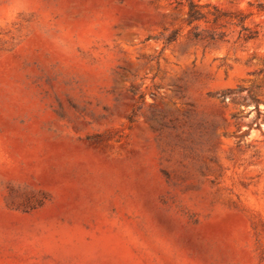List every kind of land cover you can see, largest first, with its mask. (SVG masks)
Listing matches in <instances>:
<instances>
[{"label": "rangeland", "instance_id": "1", "mask_svg": "<svg viewBox=\"0 0 264 264\" xmlns=\"http://www.w3.org/2000/svg\"><path fill=\"white\" fill-rule=\"evenodd\" d=\"M0 264H264V0H0Z\"/></svg>", "mask_w": 264, "mask_h": 264}, {"label": "trees", "instance_id": "2", "mask_svg": "<svg viewBox=\"0 0 264 264\" xmlns=\"http://www.w3.org/2000/svg\"><path fill=\"white\" fill-rule=\"evenodd\" d=\"M197 6L190 4L189 6V10H188V21L191 23L195 20L200 19V13L198 12V10L196 9Z\"/></svg>", "mask_w": 264, "mask_h": 264}]
</instances>
